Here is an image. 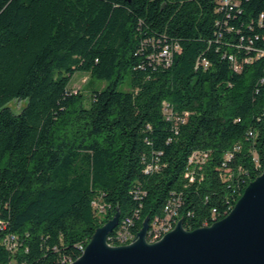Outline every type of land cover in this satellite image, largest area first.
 <instances>
[{
	"label": "trees",
	"instance_id": "trees-1",
	"mask_svg": "<svg viewBox=\"0 0 264 264\" xmlns=\"http://www.w3.org/2000/svg\"><path fill=\"white\" fill-rule=\"evenodd\" d=\"M77 73L107 83L89 106ZM263 172L264 0H0V264L75 262L174 201L210 227Z\"/></svg>",
	"mask_w": 264,
	"mask_h": 264
},
{
	"label": "water",
	"instance_id": "water-1",
	"mask_svg": "<svg viewBox=\"0 0 264 264\" xmlns=\"http://www.w3.org/2000/svg\"><path fill=\"white\" fill-rule=\"evenodd\" d=\"M119 222L117 215L98 229L71 264H264V172L231 213L210 227L190 232L181 220L162 240L150 244L148 219L132 244L115 247L108 238Z\"/></svg>",
	"mask_w": 264,
	"mask_h": 264
},
{
	"label": "built area",
	"instance_id": "built-area-1",
	"mask_svg": "<svg viewBox=\"0 0 264 264\" xmlns=\"http://www.w3.org/2000/svg\"><path fill=\"white\" fill-rule=\"evenodd\" d=\"M220 3L222 6H230L232 3H234V0H220ZM163 57L170 62L172 59V53L169 48H166L163 51ZM207 154L202 153H196L194 154L190 159V166L191 169L188 173V176L190 177L191 181H194V175L197 172H200L203 168L204 162L206 160ZM154 170V167L152 165L147 167V173H150ZM170 202L165 206V213L166 216L164 218H156V220L152 223V225L149 228L148 234H147V241L150 244H155V239L161 236V231H163L166 228H176V223H179L177 221L178 217V202ZM97 209L100 210V212L106 211V206L104 204H101L100 202L96 203ZM134 226V220L132 218H125L123 220V225L120 228V230L115 235L116 244H114L115 247L119 246H126L127 244H130V241H135L138 237V234L134 233L132 227ZM112 234L109 236L108 240Z\"/></svg>",
	"mask_w": 264,
	"mask_h": 264
},
{
	"label": "rangeland",
	"instance_id": "rangeland-1",
	"mask_svg": "<svg viewBox=\"0 0 264 264\" xmlns=\"http://www.w3.org/2000/svg\"><path fill=\"white\" fill-rule=\"evenodd\" d=\"M106 85L107 83L102 81L93 83L88 75L77 73L72 81L71 88L76 93L82 92L85 95L87 106H89L93 89H103ZM121 90H128V85L121 87ZM27 104L28 100H14L8 104V107L15 114H21Z\"/></svg>",
	"mask_w": 264,
	"mask_h": 264
},
{
	"label": "bare ground",
	"instance_id": "bare-ground-1",
	"mask_svg": "<svg viewBox=\"0 0 264 264\" xmlns=\"http://www.w3.org/2000/svg\"><path fill=\"white\" fill-rule=\"evenodd\" d=\"M178 225V224H177ZM177 227V226H176ZM175 228H171L170 230H168L167 232H165V233H163V234H161V236L160 237H158L157 239H155V243H157V242H159L160 240H162L169 232H171V231H173ZM134 241H130V244H132ZM108 243H109V240H108ZM130 244H127V245H130ZM109 245H110V243H109ZM111 246H113V245H111ZM84 251H85V249H84ZM83 251V252H84ZM71 263H74V262H71ZM71 263H67V264H71Z\"/></svg>",
	"mask_w": 264,
	"mask_h": 264
}]
</instances>
